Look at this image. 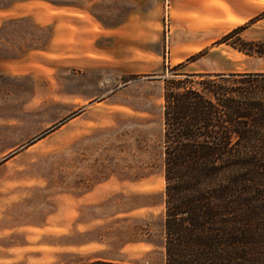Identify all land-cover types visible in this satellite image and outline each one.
Instances as JSON below:
<instances>
[{
	"label": "rangeland",
	"instance_id": "rangeland-1",
	"mask_svg": "<svg viewBox=\"0 0 264 264\" xmlns=\"http://www.w3.org/2000/svg\"><path fill=\"white\" fill-rule=\"evenodd\" d=\"M27 1L0 0V11ZM106 8L91 11L108 16ZM254 14L224 43L232 30L218 35L210 28L192 41L177 36L167 48L164 19L156 27L161 40L117 36L110 58L105 45L98 58L88 50L68 64L55 59L39 67L36 80L0 82V264H164L163 80L182 79L179 74L190 70L253 74L212 80L243 105L250 103L244 108L253 107L243 119L254 127L246 157L257 189L264 190V40H250L264 37V9ZM48 35L25 21L0 30V37L26 48L43 46ZM188 45L189 55L182 56ZM262 200L263 193L257 195ZM77 244L84 250H58Z\"/></svg>",
	"mask_w": 264,
	"mask_h": 264
},
{
	"label": "trees",
	"instance_id": "trees-1",
	"mask_svg": "<svg viewBox=\"0 0 264 264\" xmlns=\"http://www.w3.org/2000/svg\"><path fill=\"white\" fill-rule=\"evenodd\" d=\"M242 29L226 34L223 43ZM179 75L163 80L164 264H264V200L257 201L264 190L257 189L246 157L254 127L243 121L253 107L244 108L250 103L212 80L253 74Z\"/></svg>",
	"mask_w": 264,
	"mask_h": 264
},
{
	"label": "crops",
	"instance_id": "crops-1",
	"mask_svg": "<svg viewBox=\"0 0 264 264\" xmlns=\"http://www.w3.org/2000/svg\"><path fill=\"white\" fill-rule=\"evenodd\" d=\"M98 5L107 6L108 16L92 13L91 8ZM263 9L264 0H84L83 4L76 6L68 4L67 0L61 4L47 0L19 2L0 11V30H4L7 22L25 21L32 30L48 29L49 35L43 46L32 44L28 48L1 36L0 82L20 77L36 80L39 67L43 68L55 59H59L61 65L68 64L69 58L87 57L88 50H93L92 57L98 58L102 53L101 47L105 45L110 58L117 36L137 43L161 40L163 31L156 32V27H163L164 19L165 26L169 27L165 30L168 48V42L176 40L177 36L181 40L192 41L195 34L202 35L210 28L215 29L218 35H224L244 25L256 11ZM151 30L154 31L152 37ZM243 34L252 36L247 29ZM250 40L262 41L264 37H251ZM190 49L191 45L186 46L182 56L189 55ZM197 72L214 74L233 71L206 69L190 70L188 73ZM59 248L64 252L84 250L82 244Z\"/></svg>",
	"mask_w": 264,
	"mask_h": 264
}]
</instances>
